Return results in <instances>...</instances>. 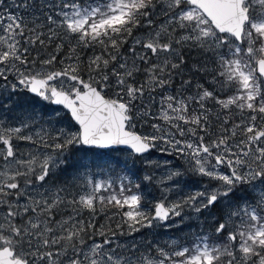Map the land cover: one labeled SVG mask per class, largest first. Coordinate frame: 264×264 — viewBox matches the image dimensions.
Listing matches in <instances>:
<instances>
[{"label": "snow or ice", "instance_id": "1", "mask_svg": "<svg viewBox=\"0 0 264 264\" xmlns=\"http://www.w3.org/2000/svg\"><path fill=\"white\" fill-rule=\"evenodd\" d=\"M0 264H264V0H0Z\"/></svg>", "mask_w": 264, "mask_h": 264}, {"label": "rangeland", "instance_id": "2", "mask_svg": "<svg viewBox=\"0 0 264 264\" xmlns=\"http://www.w3.org/2000/svg\"><path fill=\"white\" fill-rule=\"evenodd\" d=\"M101 178H105V177H101ZM113 178H115V174L113 175ZM133 191H135V189H133ZM112 211H115V209H112ZM166 239V237H165Z\"/></svg>", "mask_w": 264, "mask_h": 264}]
</instances>
